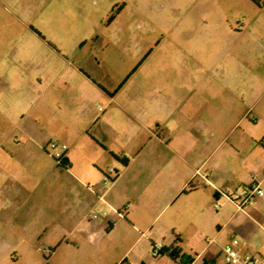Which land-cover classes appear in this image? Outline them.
Instances as JSON below:
<instances>
[{
  "label": "crops",
  "instance_id": "crops-1",
  "mask_svg": "<svg viewBox=\"0 0 264 264\" xmlns=\"http://www.w3.org/2000/svg\"><path fill=\"white\" fill-rule=\"evenodd\" d=\"M117 1L0 0L9 6L2 5L7 13L0 16L7 27L0 30V228L22 242L19 228L27 213L73 218L70 235L57 238L50 264H178L152 254L157 240L191 264L222 260L221 248L231 237L247 241L246 253L264 252V195L255 196L245 211L228 198L253 181L264 189V128L258 125L264 105L245 117L256 101L257 81L248 78V67L240 89L232 78L221 91L198 78L196 49L182 41L190 38L184 34L191 27L179 15L171 44L155 64L159 72L135 81L130 94L116 95L104 82L105 71L130 49L119 40L116 18L124 7ZM114 7L119 11L104 24ZM11 9H21L25 20ZM134 21L126 26L129 36ZM108 30L113 39L102 36ZM252 38L258 48L245 50L259 55L264 30ZM32 94L39 126L20 129V145L10 138L8 99L13 95L25 105ZM52 139L64 149H47ZM111 154L127 159L126 165ZM106 158L121 165L109 186L101 168ZM124 204L123 218L111 210L90 220L94 208ZM171 206L157 224L159 213ZM112 216L117 222L110 223ZM106 230L121 237L94 239ZM83 236L91 249L71 253L80 249Z\"/></svg>",
  "mask_w": 264,
  "mask_h": 264
},
{
  "label": "rangeland",
  "instance_id": "rangeland-1",
  "mask_svg": "<svg viewBox=\"0 0 264 264\" xmlns=\"http://www.w3.org/2000/svg\"><path fill=\"white\" fill-rule=\"evenodd\" d=\"M3 4L9 8L7 3H0L1 17L7 13ZM116 4H122L124 7L116 18L119 40L122 45H127L130 49L126 54L116 56L114 68L110 67L105 71L104 82L106 86H113L111 92H115L116 95L130 94L135 81L143 79L148 72H159L154 70L155 64L160 62L162 48L171 39L169 36L172 34L169 33L174 32L179 26L180 15L186 18L191 27V30L184 34L190 38L186 42L183 39L182 41L185 47L196 49L201 65L198 78L214 83L217 91L224 90L222 86L227 79L232 78L236 80L235 84H238L237 88L240 89L242 78H245L243 74L248 67V78L257 81L258 91L254 96L256 101L245 113V117L249 115L247 119L252 118L254 110L264 105V48L259 55L247 53L245 50L247 45H249L248 49L258 48V45L252 43V37L257 30H264V0H118ZM20 10H15V14L22 18L21 20H25L24 13ZM108 14L103 20L104 24L107 23ZM129 20H135L133 23L136 26L135 33L131 36L125 30ZM6 28L3 23L0 24V30ZM17 29L19 30L20 27ZM112 35L110 30L102 34L109 40L113 39ZM23 37L21 35L20 42ZM121 74L124 76L118 80L117 77ZM37 103V97L33 94L25 105L18 103L17 97L10 95L9 132L13 142L23 145L20 129L34 126L38 128L39 125L34 117ZM245 124L246 118L236 126L240 129ZM258 125L264 128V118L260 119ZM62 145L63 143L56 139L46 144L47 149L54 152L64 149ZM101 168L106 174L111 171L114 179L121 170V165L113 158H106L101 161ZM112 180L106 179V185L109 186ZM112 192L108 194L106 200H109ZM107 205L105 208L109 214L112 211ZM173 206L159 213L156 217L157 224L165 219ZM113 207L120 209L127 207V204ZM97 209L101 210L95 208L96 212ZM90 217V220L101 218V216L92 217L91 214ZM118 219L112 216L110 223L117 222ZM74 222L73 218L60 213H27L22 221L24 225L19 228L20 234L23 235L22 242H19V236L13 235L8 228H0V264H50L51 256L58 249L57 238L69 236ZM214 229L216 230L213 228L212 231H208L209 237L212 236ZM95 230L97 231L98 227ZM109 230L103 235L97 232L93 235L94 239L114 241L121 237L117 232L109 233ZM83 238L80 249H71V253L85 254L91 249L88 243H85L84 236ZM218 246V244L214 245V249ZM221 263L222 260L218 259L217 264Z\"/></svg>",
  "mask_w": 264,
  "mask_h": 264
},
{
  "label": "built area",
  "instance_id": "built-area-1",
  "mask_svg": "<svg viewBox=\"0 0 264 264\" xmlns=\"http://www.w3.org/2000/svg\"><path fill=\"white\" fill-rule=\"evenodd\" d=\"M53 156L57 161L62 163V154L60 152H56ZM103 176H104L103 178L104 180L113 179L111 171L107 174L105 173ZM263 178H264V174H263ZM86 186L91 190H93L94 188L93 183H87ZM262 195H264V189L260 186V182L253 181L250 185L246 186L241 191V193L235 192L234 194L229 195L228 198L234 202V204L239 210L245 211L246 207H248L253 203L255 196H262ZM99 199L100 200L102 199L101 195L99 196ZM110 209L118 217L123 218L126 215L127 207L120 209L115 207H110ZM91 215L92 217L107 216V211L106 209H101V210L97 209L96 212L94 208L91 212ZM246 244L247 241L244 238L231 237V239L227 243H225L221 248V257H222L221 264H264V252L246 253L243 251V248L246 246ZM163 249H164V245L160 240L154 241L151 245V252L153 255H158L162 253ZM180 264H191V262L181 261Z\"/></svg>",
  "mask_w": 264,
  "mask_h": 264
},
{
  "label": "trees",
  "instance_id": "trees-1",
  "mask_svg": "<svg viewBox=\"0 0 264 264\" xmlns=\"http://www.w3.org/2000/svg\"><path fill=\"white\" fill-rule=\"evenodd\" d=\"M120 7H114L113 9H111L108 18H107V23L111 22L113 20V18L115 17V14L119 11ZM113 94V93H111ZM115 159H117L122 166H125L127 163V159H119L115 154H111ZM162 254L167 255L170 259H172L173 261H176L178 264H180L181 260V256L179 255V250L178 249H174V248H164L162 250Z\"/></svg>",
  "mask_w": 264,
  "mask_h": 264
}]
</instances>
